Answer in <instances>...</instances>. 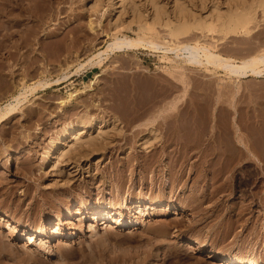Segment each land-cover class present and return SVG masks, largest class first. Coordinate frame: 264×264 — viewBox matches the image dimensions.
I'll return each instance as SVG.
<instances>
[{
  "label": "rangeland",
  "instance_id": "obj_1",
  "mask_svg": "<svg viewBox=\"0 0 264 264\" xmlns=\"http://www.w3.org/2000/svg\"><path fill=\"white\" fill-rule=\"evenodd\" d=\"M21 1L0 0V107L24 91V82L27 97L0 124V214L12 218L0 220V264H223L218 255L264 264V73L242 78L236 92L238 81L214 66L143 46L117 51L104 67L85 68L61 85L41 87V80L71 73L105 47L116 18L129 22L132 13L143 12L142 22L151 23L152 2L132 0L122 8L110 0ZM218 1L225 6L226 0H207L206 6L180 0L201 14ZM153 2L162 18L172 9L167 0ZM252 27L250 35H233L218 50L237 58L264 51L260 12ZM138 31L132 23L124 32ZM167 31L152 24L147 38L164 43ZM185 39L200 37L191 32ZM91 78L93 90L69 100L70 106L62 103L63 109L60 99ZM80 112L118 116L123 128H108L90 150L46 162L51 139ZM153 125L159 137L146 151L140 142ZM156 161L161 166L155 183L154 165L141 170ZM124 166L123 198L130 190L164 194L165 201L122 209L126 222L138 223L115 226L119 213L93 217L92 209L102 196L117 195L114 185ZM32 230L39 231L30 243ZM69 232L75 237L62 242Z\"/></svg>",
  "mask_w": 264,
  "mask_h": 264
},
{
  "label": "bare ground",
  "instance_id": "obj_2",
  "mask_svg": "<svg viewBox=\"0 0 264 264\" xmlns=\"http://www.w3.org/2000/svg\"><path fill=\"white\" fill-rule=\"evenodd\" d=\"M20 1L21 0H19V2ZM110 1L112 6L117 5V6H122L123 8L125 7L127 1H132V0H116V1L110 0ZM150 1L152 2L150 4L154 12L153 20L151 23L147 24V20H145V22H142L141 19L145 18L143 12L135 13L133 11L134 12V14L132 13L133 19L131 18L129 22H122V20L119 17L116 18L115 21H113L114 23H112L113 24L112 30L114 33V37L106 43L105 47L99 49L98 51L94 52L93 55L89 56L88 58L80 62L78 66L71 71V73L62 75L56 79H52L51 81H46L45 83H42L43 85L41 84V82L45 80H41L40 81L41 87H43L44 85H46V87L53 85H61L73 75L79 74L85 68L104 67L106 63V59L108 60L111 54H114L117 51H128L143 46H145V48H147L148 46L152 50H156V51L162 50L165 54L173 53L175 54V57L177 59H182L184 60L185 63L194 64L198 66H202V65L214 66L215 68H218V70L220 69L224 71L229 77L234 78L236 83L238 81L235 89L236 92L239 91L240 89L239 81L242 78H247L250 76L260 77L264 73V51L260 52L257 55L254 54L244 58H237L231 55L230 56L224 55L221 52V50H218L219 48H217L218 44L224 42L233 35L251 34V32L254 29L252 27V24L257 20V13L260 12L262 17L264 18V0H226L225 6H222L219 1L213 2L212 5L210 6V10L207 11L206 14L195 12L185 3L180 2V0H167L170 4H172L171 5L172 9L168 13V15L163 18L159 15L160 7L155 5V3L153 2L154 0H150ZM206 1L207 0H200L202 6L207 5ZM132 3L133 2H131V4ZM138 5H139L138 3L137 5H134V10L137 8L136 6ZM16 7L18 6L16 5ZM92 8H96V7H92ZM23 9L21 10L25 12V8ZM93 19L94 16H92V18L90 19V24H89L92 30H94L95 28L94 25L95 23L93 22ZM132 23H136L138 26V30H139L137 32L138 36H130L124 32L125 29H129L131 27ZM155 23H159L162 26H165L168 30L167 31L168 36H165L164 43H158L153 40H148L147 38L148 31L152 30V24ZM191 32L198 34V37H200V39L196 41L186 40L185 37L187 36L188 33ZM207 37L211 39L210 41L212 43H210V45L212 46L208 45L209 43L206 40ZM99 76H101L100 72H96L94 74V78L96 79L99 78ZM94 78L88 80V83H86L82 88H76V90L70 91L67 97L64 96L65 98H63L62 100L60 99L61 105L62 103L63 105L64 104L69 105V103L67 102L72 98L76 99L78 95L80 96L82 93L84 94L91 89L93 90V86L96 83V79ZM22 85L24 91L19 92V94L14 96L13 99L6 101L0 107V124L10 120L18 112L20 105L26 100L27 97L25 92V86H26L25 82ZM38 85L36 84L34 87H32V90L35 89V87ZM64 108L65 107H63V109ZM82 113L81 114L78 113L79 115L74 117L75 119L72 118H71L72 120L69 119L65 124V126H63L61 130L58 132L57 137L55 139L54 138L51 139L50 141L51 145L49 147V150L47 151V156L45 159L46 162H48V160L50 161L51 159L50 157L51 156L53 157V155H54L53 159L57 163L59 162L57 160H60L65 156L67 157L68 153H72L77 150L81 152L80 148H82L81 150H83V148L88 150L91 147L90 149H92L94 148V146L98 144L97 138L101 135H104L106 131L109 132V130H107L108 128L113 130L115 128H116L115 130L119 128L120 130L122 126L120 122L121 120L117 118L118 116L110 117V118H100L96 116L87 117L86 115L88 112L87 113L84 112L83 114ZM88 115L91 114L88 113ZM151 120H153L151 122L153 124L155 118H152ZM167 120L165 121L167 122ZM165 121L162 120L161 122H165ZM148 124L150 125V123ZM150 126L148 127L149 128L148 133L142 137V143L140 142L142 148L146 151L147 149H150L149 147H151L150 144H152L153 140L159 137V133L157 130L158 128L156 127L157 128L156 129L154 125L153 127ZM93 133H95V135H93ZM64 139H67L65 143L63 142ZM243 139L244 138L241 136L240 140L245 143ZM56 163H54L53 165H55ZM227 164L228 166L226 167V170H229L228 167L231 165V163H227ZM152 165H154V168L152 169V171L154 172L153 181L156 183L155 178L157 171L160 170V166H161L160 161L152 162V164L150 166H147V168L143 166L142 167L143 170L141 171L142 173H145L144 171L151 169ZM125 168L127 167L124 166L122 169H120L119 171L120 173L118 174L119 175L118 180L114 185L118 192L117 195L107 199L104 196H102L100 200L97 202L98 204L97 207H93L92 209L93 217H95L96 214L100 213L105 217L109 218L112 217L111 213L114 214L119 213L120 216L113 219L114 223H116L115 226H122V225L132 226L138 223L137 219H132L126 222L122 218V216L124 215L122 209H130L133 206L139 205V203L151 202L154 204L155 203L162 204L165 201V197H162L164 194L162 196L153 197L151 195H146L144 194V192L141 191L140 194H138L137 196L133 191L130 190L125 192L127 193V197L123 198L124 196L123 192L127 182L126 179L124 178ZM184 168L185 167L183 162L180 165L181 174L179 175V177H182V175L184 174ZM221 172H224V170H222ZM218 173H216L215 175H217ZM165 185L166 184L164 181V184L160 190V194L158 195H161L164 192L163 189ZM175 189L176 187L174 186V189L172 188V191H174ZM108 207L111 208L112 210H109ZM174 209H176V206H174ZM68 210H69L68 216H71L72 214L70 208ZM166 212H169V210H167ZM175 212L174 210H172V213ZM24 218L23 219L18 218L15 221L18 225L22 224L25 226ZM10 219L8 218V214H0V220L10 221ZM51 222L52 221L50 218L49 224H51ZM30 224L28 223V225ZM106 226H108V224H106ZM108 227H111V225H109ZM165 230H162V232H165ZM32 231H34V233L30 235V243L36 241L37 235L35 236V234L39 230H32ZM41 233L45 234V232L43 231ZM66 235H67L66 240H62V242H66L67 239L75 237L74 232L66 233ZM184 245H187V243H184ZM218 261L222 262L223 264H260L259 262L239 261L236 260L234 256H221V255H218Z\"/></svg>",
  "mask_w": 264,
  "mask_h": 264
}]
</instances>
